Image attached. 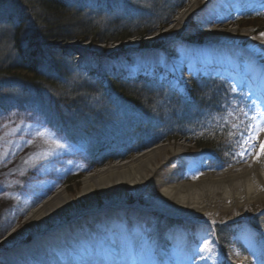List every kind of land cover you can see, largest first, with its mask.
Returning a JSON list of instances; mask_svg holds the SVG:
<instances>
[{"label": "rangeland", "instance_id": "1", "mask_svg": "<svg viewBox=\"0 0 264 264\" xmlns=\"http://www.w3.org/2000/svg\"><path fill=\"white\" fill-rule=\"evenodd\" d=\"M68 1L97 24L113 26L124 21L137 23L141 18L153 22H156L155 17L167 20V10L181 0ZM190 1L186 0L177 9L165 27L157 26L151 36L142 37L147 42L144 46L140 45L142 38H129L121 45L52 41L51 46L57 50L55 53L45 50L43 58L52 81L33 83L17 75H0V257L3 260L18 263L21 256H26L27 245L39 242L56 252L63 249L74 263L81 254V243L84 242L81 235L108 238L111 227L121 226L125 228L129 249L134 247V237L138 233L143 236L145 247H154L151 264H201L198 248L206 249L204 256L212 264H264V197L236 208L208 207L203 213L195 214L193 220L185 221L151 209L160 186L149 183L140 192L128 193L120 205L107 206L105 196L95 189L89 200H81L72 208L62 207V198H59L55 207L59 213L57 220L27 219L32 210L57 190L63 189L69 197L76 198L81 190V178L85 175L107 164L130 160L160 144L173 148L184 146V150L173 153L168 148L165 158H158L154 178H160L179 162L188 161L190 167L182 180L189 182L196 179L200 167L203 171L215 173L243 165L253 157L264 134L256 116L264 111V54L253 52L249 59L244 55L225 58L230 52L236 56L240 50L250 49L251 38L263 32L254 35L258 26L244 24L246 20L241 15L248 10L250 15L263 17L264 0H238L236 5L226 9L221 17L229 28H236L238 34L243 29L250 32L235 46L221 50L205 46L210 26L200 20L199 12L174 22ZM27 15L28 10L18 0H0L1 66L18 61L12 40L15 24L20 23L21 18L26 21V35L32 34V25L25 18ZM27 46L31 48L29 43ZM212 54L224 57L231 69L209 67L208 63L202 66L195 62L196 55L208 57ZM183 57L189 61L180 65L178 62ZM141 59H147L149 63L136 68V60ZM156 59L167 64L171 71H164L156 65ZM191 60L194 61L192 65ZM250 69L255 73L246 76ZM111 73L125 78L145 76L152 79L153 84L154 81L161 82L178 90L188 85L192 75L220 77L233 88L245 89L250 126L241 136L235 154L241 164L226 169H209L211 156L198 153L195 146L182 137L166 138L124 159L108 158L112 153L125 154L128 151L127 135L132 132L135 135L130 122L139 121L140 114L133 112L116 93L78 91L75 104H68V107L64 106L62 98L71 95L76 87H86L94 80L105 84L106 76ZM256 90L262 93H256ZM152 134L159 136L162 133L156 128ZM249 144H255V147L245 158H240L239 153ZM200 157H204L201 166L198 163ZM102 158L108 160L100 166L93 163ZM67 178L73 179L67 181ZM113 199L118 202V198ZM56 225L60 229H55ZM203 241H206L205 247H201ZM105 246L112 252V246ZM113 261L133 264L132 259ZM97 264L105 263L97 261Z\"/></svg>", "mask_w": 264, "mask_h": 264}, {"label": "trees", "instance_id": "2", "mask_svg": "<svg viewBox=\"0 0 264 264\" xmlns=\"http://www.w3.org/2000/svg\"><path fill=\"white\" fill-rule=\"evenodd\" d=\"M18 1L28 10L29 15L25 18L30 21L33 31L32 34L26 35V21L22 18L20 23L15 24L12 41L19 58L17 62L0 65V75H17L33 83L52 81L49 77L50 70L43 65L45 50L53 53L57 50L53 49L50 42H113L121 45L129 38L141 39L151 36L157 26L165 27L168 19L186 2L181 0L173 6L174 8H169L166 12L169 13L167 20L155 17L156 22H153L141 18L137 23L124 21L118 25L103 26L94 22L93 18L87 17L68 0ZM241 16L246 20L244 24L258 26L255 34L264 30V16H253L249 11ZM141 40L143 42L141 41L140 45H146L147 42L143 38ZM28 43L31 48L27 46ZM151 80L145 76L116 77L111 73L106 76L105 84L94 80L86 87H76L71 95L62 98V101L64 99V106L74 105L75 98L79 96L78 91L82 90L92 94L116 93L129 104L133 112L140 114L139 121L130 122L133 124L135 135L133 132L127 135L128 151L125 154L112 153L108 156L110 159H124L166 138L182 137L191 142L198 153L211 155L209 169H226L241 164L235 154L241 136L247 133L250 126L246 112L249 102L245 89L233 88L220 77L200 78L193 75L182 90L161 82L154 81L153 84ZM52 108L55 109V106L52 105ZM156 128L161 130L162 134L159 136L152 134ZM106 158L93 163L100 166L108 160ZM72 179L67 178V181Z\"/></svg>", "mask_w": 264, "mask_h": 264}, {"label": "bare ground", "instance_id": "3", "mask_svg": "<svg viewBox=\"0 0 264 264\" xmlns=\"http://www.w3.org/2000/svg\"><path fill=\"white\" fill-rule=\"evenodd\" d=\"M237 3L238 0H191L177 14L174 22L199 12L200 20L210 26L205 46L217 50L230 48L243 41L250 32L248 29H243L238 34L237 29L229 28L226 20L221 17L228 7ZM249 48L240 50L239 54L241 55L235 56L230 52L225 59L238 58L243 55L249 59L253 52L264 54V37L261 35L252 37ZM210 53H214V51H210ZM150 56L155 57L154 54H150ZM188 61L189 59L183 57L178 63L182 65ZM193 62L191 60L190 65ZM195 62L202 66L208 63L209 67L231 69V66L226 65L224 57L215 54L208 57L196 55ZM135 63L137 64L136 68H143L149 62L147 59H141L136 60ZM154 63L164 71H171L167 64L164 65L157 59L154 60ZM252 73L255 72L250 69L246 76ZM256 93L262 92L256 90ZM261 141H264V134L260 138L255 154L247 163L215 173H208L200 167L196 179L189 182L182 180V176L190 167L188 161H181L166 170L160 178H154L153 172L159 166L158 158H165L168 148L173 153H181L184 150V146L173 148L160 144L135 155L130 160L113 162L85 175L81 178V190L76 198L69 197L63 189L57 190L49 199L32 210L27 219L40 222L44 219L57 220L59 213L55 207L59 203V198H62V207L72 208V206L80 204L81 200H89L94 195L95 189L105 196L107 206L120 205L128 193L140 192L149 183L160 186L158 194L152 201L151 209L185 221L193 220L195 214L203 213L208 207L227 209L246 205L264 197V153H261L259 159L256 158V154L260 152ZM203 161L204 157L198 159L199 166ZM114 197L118 198V202H114ZM58 228L60 229L56 225L55 229ZM110 231L111 235L108 238L81 235L80 239L84 241L81 243L82 257L74 260V263L63 249L56 252L51 248L47 249L38 242V244L27 245L26 256H21L22 260L18 259V263L12 260L5 261L0 257V264H80V260L84 261V264H97V261L105 264H118L113 261V259L117 261V258L120 260L132 259L131 263L133 264H151L154 247H146V252H137L132 255L123 254L125 249H129L125 228L113 226ZM105 244L117 245L122 255L113 256ZM205 244L206 241H203L201 247H205ZM205 257L204 252L200 254L201 264H212V261Z\"/></svg>", "mask_w": 264, "mask_h": 264}, {"label": "snow or ice", "instance_id": "4", "mask_svg": "<svg viewBox=\"0 0 264 264\" xmlns=\"http://www.w3.org/2000/svg\"><path fill=\"white\" fill-rule=\"evenodd\" d=\"M261 37H264V32L260 33ZM257 118L259 119L260 122V131L264 132V111L262 112H258L256 114ZM58 147H63V145H59ZM255 144H249L247 148H245L242 152L239 153L240 158H245L248 153L249 150L254 148ZM261 153H264V141L260 142V152L256 154V158L259 159ZM114 231H116V229H114ZM211 234V233H209ZM138 237V238H137ZM134 239H136V244L135 247L131 248V249H125L123 254H127V255H132L134 253L137 252H146L147 249L145 247V241L143 239V236H141L139 233L136 234V237H134ZM205 248H198V252L202 253L203 251H205ZM112 255L113 256H121L122 252L120 250V248L117 245H112Z\"/></svg>", "mask_w": 264, "mask_h": 264}, {"label": "water", "instance_id": "5", "mask_svg": "<svg viewBox=\"0 0 264 264\" xmlns=\"http://www.w3.org/2000/svg\"><path fill=\"white\" fill-rule=\"evenodd\" d=\"M57 45H59V44H57Z\"/></svg>", "mask_w": 264, "mask_h": 264}]
</instances>
